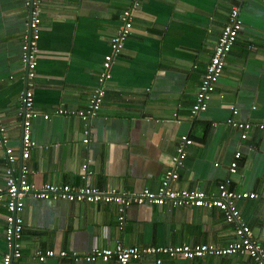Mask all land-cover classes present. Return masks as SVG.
Here are the masks:
<instances>
[{"label": "crops", "instance_id": "crops-1", "mask_svg": "<svg viewBox=\"0 0 264 264\" xmlns=\"http://www.w3.org/2000/svg\"><path fill=\"white\" fill-rule=\"evenodd\" d=\"M29 0H0V109L15 154L22 152L23 93L27 67L22 45L30 23ZM131 0H44L35 79L33 120L36 146L29 160V182L84 183L101 191L128 194L157 191L173 168L182 135L194 145L177 186L213 191L227 181L232 189L257 192L243 200L244 220L264 246V0H144L134 12V32L114 59L111 78L101 84L105 57ZM233 7L243 30L227 59L209 109L193 117L196 94L213 49ZM106 96L99 115L86 124L55 110L85 109L97 88ZM234 110L238 114L234 116ZM49 114V119L44 116ZM254 124L248 139L227 121ZM89 127V126H88ZM242 153L236 173L235 154ZM20 175L21 162L14 165ZM6 184V162L0 150V187ZM5 212L0 208V264L6 253ZM23 256L17 264H112L52 258L40 263L36 252L64 250L82 258L94 248L190 244L226 246L235 226L216 210L169 206H133L124 230L115 204H83L26 199ZM131 264H156L144 257ZM163 264H255L240 256H206L193 260L165 258Z\"/></svg>", "mask_w": 264, "mask_h": 264}, {"label": "built area", "instance_id": "built-area-1", "mask_svg": "<svg viewBox=\"0 0 264 264\" xmlns=\"http://www.w3.org/2000/svg\"><path fill=\"white\" fill-rule=\"evenodd\" d=\"M144 0H131V8L125 10L120 18V28L111 41V54L104 60L105 72L101 75L99 82L104 84L112 76L109 69L114 59L124 50L125 43L134 32V12L138 10ZM44 0H29L27 3L30 23L22 45V61L27 67V87L23 93L24 111L22 125V152L15 154L10 146V137L5 125V118L0 109V150L3 151L6 162V184L0 187V208L4 215V235L6 243V253L2 259V264H17L23 256V234L24 211L26 199L32 197L38 201L83 203V204H115L117 206L119 229L124 230L127 221V212L133 206L153 205L158 207L169 206L173 209L195 208L216 210L223 214L225 222L235 226L236 239L226 246L215 244H190L183 243L177 245H153L127 247L122 242H118L112 248H94L92 254L82 258L77 253L69 254L64 250H47L36 252V258L40 263H44L52 258L69 261L87 262H111L112 264H131L140 261L144 257H153L156 264H163L165 258L193 260L206 256H240L247 257L255 264H264V246L258 241L254 230L244 220L239 202L243 200H258L260 195L257 192L238 191L229 186V182L224 181L217 186L216 190H188L177 186L179 183L178 169L184 168L188 158V150L194 145L193 140L188 135H182L176 154L172 156L173 168L167 170L161 187L157 191L149 189L140 194H128L116 189L101 191L88 183L89 173L87 166L83 168L84 183L82 185L71 184H32L28 180L30 167L27 161L30 158L32 149L36 146L32 136L33 120L39 117L35 110L33 89L37 77V66L39 58V40L41 38V6ZM243 30V20L240 10L233 7L229 15V20L225 25L219 40L213 49L211 62L207 72L196 94L193 104L192 115L199 114L209 109V103L216 92V85L222 77L227 59L232 52L240 33ZM106 96L104 87L97 88L90 99L88 106L79 111H71L64 108L55 110L58 116H77L87 126L85 131L88 144L91 136L90 122L96 118L103 106ZM238 114L234 110V116ZM49 114L44 116L49 119ZM227 124L234 129L241 131L242 140H247L249 131L254 124L245 121H237L235 117L228 119ZM89 126V127H88ZM264 129V124L259 125ZM242 158V153L235 154L234 162L230 165V172L236 173L238 161ZM21 162L20 175L15 174L14 165Z\"/></svg>", "mask_w": 264, "mask_h": 264}, {"label": "clouds", "instance_id": "clouds-1", "mask_svg": "<svg viewBox=\"0 0 264 264\" xmlns=\"http://www.w3.org/2000/svg\"><path fill=\"white\" fill-rule=\"evenodd\" d=\"M27 73V72H26ZM28 83V79H27V77H26V84Z\"/></svg>", "mask_w": 264, "mask_h": 264}]
</instances>
